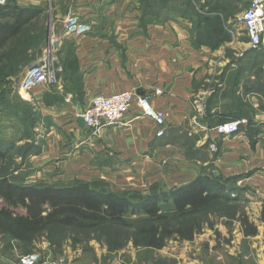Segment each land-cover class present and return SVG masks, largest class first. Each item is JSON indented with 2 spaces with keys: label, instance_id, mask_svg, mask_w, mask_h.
Listing matches in <instances>:
<instances>
[{
  "label": "crops",
  "instance_id": "obj_1",
  "mask_svg": "<svg viewBox=\"0 0 264 264\" xmlns=\"http://www.w3.org/2000/svg\"><path fill=\"white\" fill-rule=\"evenodd\" d=\"M16 3L47 9L49 31L60 41L58 60L62 71L68 72L75 66L81 74L80 91H69L59 104H44L47 85L33 92L32 100L42 108L46 122L52 123L46 133L51 149L59 151L61 145H68L65 130L72 136L69 149L74 143V153H82L85 162L95 164L85 163V166L123 169L113 173L124 172L130 187L143 186L145 182L181 186L210 167L225 176L241 174L250 163V168H257L254 175L263 171L264 154L259 151L261 131L250 126L253 145L249 135L252 131L247 124L230 136L212 131L225 121L251 119L255 124L264 120V89L261 88L264 67L261 69L258 57L262 48L247 47L243 37L246 41L249 37L236 16L225 20L233 28V40L212 49L196 45L194 17L179 11L166 15L164 10L160 15H144L139 0H16ZM70 15L89 24L91 30L68 35L64 21ZM262 38L264 47V34ZM259 56L263 57L264 53ZM60 74V83L56 86L63 90V85L71 82ZM122 91L146 95L157 109L164 111V136L156 135V123L143 115L137 102L120 122L100 129L80 125L79 113L95 95ZM213 142L218 147L215 153L210 148ZM52 156L42 158L49 161ZM102 157L103 163H100ZM257 229L258 233L251 238L257 243V262L264 264V222L257 223ZM225 230L219 227L223 235ZM235 231L239 244L245 234L239 229ZM214 232L208 230L193 241L184 242L206 241L212 245L211 240H216ZM78 247L68 243L64 257L74 264H96L81 259L82 251ZM37 249L42 253V261L58 258L48 242H39ZM93 251L100 258L108 253V248L94 241ZM137 252L130 243L126 249L113 254L110 264H132ZM187 259V264H205ZM2 264L19 262L3 258Z\"/></svg>",
  "mask_w": 264,
  "mask_h": 264
},
{
  "label": "trees",
  "instance_id": "obj_2",
  "mask_svg": "<svg viewBox=\"0 0 264 264\" xmlns=\"http://www.w3.org/2000/svg\"><path fill=\"white\" fill-rule=\"evenodd\" d=\"M139 1L144 15H160L164 10L166 15L179 11L194 17L193 34L198 47L217 49L233 40V28L225 23L232 16V10H238L233 2ZM47 18V9L43 7L20 6L16 0L0 3L1 94H11L27 67L42 56L50 34ZM75 68L68 72L63 69L60 74L71 82L63 85V90L49 85L43 96L44 104H59L69 91H80L81 74ZM29 101L38 107L35 101ZM248 121L247 128H250L254 123L251 119ZM244 126L241 123L240 130ZM250 130L253 145V129ZM8 156L0 143V240L5 241L6 248H15L19 257L33 253L41 241H47L55 255H62L68 243L74 248L83 244L88 247L95 240L107 246L110 256L132 243L139 253L147 254L144 259L150 263L176 264L173 259L156 258L155 252L170 240L193 241L205 225L213 229L219 217H226L227 225L239 221L245 236L258 233L245 212L229 209L225 215L221 212L206 215L208 210L219 209L232 200V184L241 180V175L202 173L174 188L153 183L148 191L114 190L105 179L74 178L56 182L41 179L26 183L16 180L15 170L7 165ZM214 230L220 237L221 233Z\"/></svg>",
  "mask_w": 264,
  "mask_h": 264
},
{
  "label": "rangeland",
  "instance_id": "obj_3",
  "mask_svg": "<svg viewBox=\"0 0 264 264\" xmlns=\"http://www.w3.org/2000/svg\"><path fill=\"white\" fill-rule=\"evenodd\" d=\"M226 1L233 2L236 6L238 5V10H232V16H236L237 22L241 24L239 19L249 7L250 0ZM243 28L245 29L244 26ZM243 39L248 47V41H246L245 37H243ZM263 50L264 47L262 50L258 51L259 55L264 52ZM259 55L258 57H260V61L262 62L261 69H263L264 57ZM261 81V88L264 89L263 70ZM17 82L14 85V90L11 94L0 93V143L2 150L9 154V159H7L6 162L10 168L15 170L14 175L18 178L16 179L17 181L33 183L41 179H47L53 182L74 178L90 180L105 179L110 183V187L114 190L123 188L140 189L142 191L149 190L151 187L149 182L143 183V186L130 187L125 178L124 172L119 174L113 173H118V171H122L123 169H102L85 166V163L87 162L82 159V153H74V143L72 148L69 149L72 136H70L65 130L63 131L65 139L67 138L68 140V145H61L59 151L51 149L50 146H52V144L50 145V141L47 142L46 133L49 132L47 129L50 128L52 123L46 122V116L39 105L38 107H35L29 101L30 99L32 100L33 92L40 91L42 86L35 87L31 91V94L24 95L20 92L19 83L17 84ZM245 124L249 125V121L246 120ZM252 127L253 129L255 127V129L261 131L259 151L262 155L264 154V120L253 124ZM217 150L218 147L215 143V151ZM50 151L54 152L53 156ZM215 151L213 153H215ZM46 155L50 157L52 156L53 159L46 161L47 158H42L44 156L46 157ZM101 159H103V157L100 158V160ZM100 163H103L102 160ZM87 164L95 165L93 162ZM251 165L252 163L246 166L248 168H243L241 170L242 172H240L241 174H238L243 178L232 184V190L230 192L232 200H230L226 206L219 209L214 208L208 210L206 215L215 212H221V215H225L230 210H237V212H245L256 226L257 223L264 222V168H262L263 171L258 170L260 173L254 175V173L257 172V168L254 170L253 168H250ZM135 172H137V170H135ZM203 173H210L212 175L222 174L221 171L216 172L213 167H210ZM136 175L138 178H141L138 173ZM163 185L169 188L177 186ZM203 215L205 216V214ZM226 219V217H219L217 220L215 219L214 228L218 231L219 227L226 230L225 235L219 231L221 233L220 237L216 232L213 233L216 235V240H211L212 245L206 241H200L199 243H196L195 241L194 243L189 244L181 241L183 242L182 244H175L177 240H170L165 250L155 252L154 255L158 259H173L171 255H175L179 260H173H176L177 263L180 262V264H187L189 261L187 258L192 260L196 259L205 264H258V255L256 251L257 243H255L253 238H247L244 236L239 244H237L238 238L236 237L237 232L235 230L239 229L244 232V229L239 221H234L231 225H227ZM214 228L212 229L209 225H205L204 231L197 236L207 233L208 230H214ZM209 238L212 239L210 236ZM94 241L95 240H92L88 247L85 244L78 247L82 251L80 258H83L84 261H94L96 264H110L114 256H110L107 253L100 258L97 257L93 251ZM34 252L42 255L41 251L38 249ZM63 256V254L57 255L58 258ZM146 257L147 254H145V252L142 251L139 253L138 251L136 253L135 262L139 261L140 264H153L148 262V260H145L144 258ZM3 258L14 262H19L20 259L18 251L15 248H6L5 241L0 240V264H2ZM128 259H130V257Z\"/></svg>",
  "mask_w": 264,
  "mask_h": 264
},
{
  "label": "built area",
  "instance_id": "obj_4",
  "mask_svg": "<svg viewBox=\"0 0 264 264\" xmlns=\"http://www.w3.org/2000/svg\"><path fill=\"white\" fill-rule=\"evenodd\" d=\"M7 0H0L3 4ZM247 36L249 37V48L260 49L263 45L264 34V0H250L249 7L239 19ZM64 27L68 35H80L91 30V26L82 22L77 16L70 15L64 21ZM60 41L53 32L49 34L47 44L43 54L37 61V65L24 73L19 83V90L22 94H31L35 87L44 85H58L60 83L59 74L62 67L59 65L58 52ZM31 97V95H30ZM28 97V98H30ZM134 102H137L143 115L150 117L157 125L156 135H165V113L157 109L146 95H136L132 91H122L111 95H95L89 105L79 113L83 116L86 127L89 129H100L115 122L122 121L130 111ZM246 120H230L216 125L212 128L217 134L230 136L240 131V124ZM210 148L215 150V142ZM42 261L39 253L33 252L22 255L19 264H36ZM42 264H74L66 257H59L56 260L45 259Z\"/></svg>",
  "mask_w": 264,
  "mask_h": 264
},
{
  "label": "water",
  "instance_id": "obj_5",
  "mask_svg": "<svg viewBox=\"0 0 264 264\" xmlns=\"http://www.w3.org/2000/svg\"><path fill=\"white\" fill-rule=\"evenodd\" d=\"M36 65H37V62L31 64L29 67H27V69L25 70V73H26L27 71L31 70L32 68H34ZM78 121H79V123H80L81 126H83V127L86 126L83 116L80 115V116L78 117Z\"/></svg>",
  "mask_w": 264,
  "mask_h": 264
}]
</instances>
